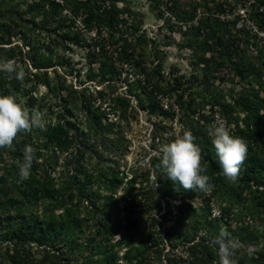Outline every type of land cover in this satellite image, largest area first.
I'll return each mask as SVG.
<instances>
[{
  "label": "trees",
  "instance_id": "trees-1",
  "mask_svg": "<svg viewBox=\"0 0 264 264\" xmlns=\"http://www.w3.org/2000/svg\"><path fill=\"white\" fill-rule=\"evenodd\" d=\"M171 1L174 7L181 6L179 0ZM158 2L153 0V4ZM257 2L264 5V0ZM132 8L129 0H65L63 4L56 0H0V60L14 59L25 69L22 81L15 79L14 74L0 71V95H14L20 105L25 98L29 111L36 108L42 113L46 108L49 114L44 117L53 119L54 108L42 104L45 99L38 100L36 96L39 85H43L61 106L55 123H45V130L34 128L30 133L22 132L12 149H0V264H217V246L211 241L224 227L229 228L226 232L230 238L238 235L241 243L251 248L234 250L237 264H264V96L258 88L264 81V44L259 33L253 35L245 27L238 29L239 19L225 25H220L217 19L213 22L208 19L191 33L186 31L180 45L194 49L195 72L199 75L201 71L205 77L200 80L195 75L199 83L183 82V77L170 79L162 74L163 61L150 70L144 66L155 60L150 58L152 52L143 35L129 32L139 31L145 21V13L135 14ZM65 11L69 12L64 14ZM253 19L259 30L264 31V18L259 10ZM79 20L85 32L95 31L99 36L98 41L89 43L93 47L101 46L100 53L89 51V64L97 62L100 54L105 55L101 58L99 74L95 76L91 72L94 78L102 83L112 81L108 88L112 93L117 92V82L123 74L118 64L138 55L135 69L145 73L146 80L133 82L130 95L138 100L139 108L150 109L153 114L159 112L158 120L169 123L178 119L182 126L179 133L170 134L173 126L154 123L152 148L159 153L152 155L145 165L132 168L130 179L120 171L119 161L108 159L106 154L122 157L129 153L131 142L126 139V133L138 108L131 99L120 95L114 99L109 113L99 108L87 88L78 89L69 82L68 77L78 73L68 59L59 55L62 53H55H65L71 46L88 45V39L78 27ZM203 26L210 30L203 31ZM102 30L107 35L102 36ZM110 40L122 45L117 58L105 51ZM250 49L257 51L255 57L248 56ZM227 67L240 76L243 82L240 90L233 87L225 92L217 86L210 87L214 73ZM169 91L178 96L179 113L165 111L155 102L154 93ZM145 99L152 102L146 105ZM207 105L210 108L205 110ZM79 114L86 122L85 132L78 126ZM109 114L119 115V121L111 122ZM217 115L226 120L231 135L247 142V157L235 182L221 175L208 135ZM186 130L192 132L196 137L194 143L201 148L202 167L207 169L205 174L213 185L210 191H186L169 180L160 167V143L162 146L170 143ZM27 145L35 153L30 176L21 179L15 162L22 161ZM55 149L71 154L75 150L77 154L67 159L66 169L59 173ZM96 158L98 161L93 164ZM125 181L129 189L118 197ZM135 185L140 188L135 189ZM100 189L110 195L104 199ZM196 197L204 201L203 212L204 206H210L211 200L216 199L221 216L211 218V213L204 212V227L202 222L184 231L175 223L162 239L160 230L157 234L160 223L154 213L159 214L167 206L169 211L163 218L173 219L171 204L177 201L187 206L186 211L178 207L180 218L187 212L195 218L198 209L189 204ZM101 200L106 209L100 208ZM118 202L124 204L120 211L126 214L123 225L119 211L109 212ZM237 206L243 211L237 213ZM57 211L63 212L57 214ZM83 211L94 218L100 216L97 224L83 219ZM244 212L251 218L261 217L260 226L247 222ZM235 222L240 224L237 231H232ZM120 227L126 230L122 236ZM134 232L144 237L148 246L135 251L133 247L128 255L121 256V251L130 245L129 235L133 236ZM205 232L211 236L200 237ZM88 233L84 240L83 235ZM99 238L102 240L98 241ZM166 246H172L167 255ZM179 247L182 253L176 251Z\"/></svg>",
  "mask_w": 264,
  "mask_h": 264
},
{
  "label": "rangeland",
  "instance_id": "rangeland-1",
  "mask_svg": "<svg viewBox=\"0 0 264 264\" xmlns=\"http://www.w3.org/2000/svg\"><path fill=\"white\" fill-rule=\"evenodd\" d=\"M56 1L62 4L65 3V0H56ZM129 1L132 2V5L134 7L132 8V11L135 14L145 13V21H144L142 28L139 29V31L134 30V29H131L129 31L130 33H132L133 31L135 35H143V38L146 40L145 43L148 46L147 48L149 49V52H152V55H150L151 56L150 58H152L153 61L155 60V62L152 63V61H148L147 63H145L144 66L150 70L154 67H157V65L161 61H163L162 74L165 77H168L170 79H174L175 77L180 76L179 78L183 77L182 78L183 82L187 80H191V81L195 80L196 82H198L197 78H194L195 75H198L197 72H195V61H196L195 51L194 49L189 48V47L182 48L180 44L183 41V34L188 33V32L191 33L194 27L200 24L201 25L206 24L208 19H210L211 22L217 19L220 21V25H225L227 24L228 21L239 19L237 28L241 29L245 27L246 29H249L251 34L253 35L259 33L261 44H264V31L259 30L257 22H255V19H253L254 13L258 10L261 14H263V18H264V5L259 6L257 2L258 0H179L180 5H181L180 7L179 6L174 7V4L171 0H159L157 4L155 3L153 4V0H129ZM67 12L69 11H65L64 14ZM202 20L204 21L201 22ZM83 25L84 24L82 23V20H79L78 27L84 33V37L86 38V40L88 39V45L84 48H80L78 46H73V47L71 46V50L66 51L65 53L63 51L55 52V53L56 54L62 53L59 55H63L66 59H68L71 62V68H75L76 72L78 73V74L69 76L68 77L69 82L75 84L76 87H80V89L87 88L91 92V89H95V86L97 87V89H101L103 87L102 85L99 84V83H102V82H99V78L97 77L94 78L93 73L91 72L94 71L95 76L99 74V68L101 66V63H100L101 58L105 57V55L101 56L100 54V56L98 57L99 60H97V62L89 64L88 57H87L89 51L99 52L97 51L98 47L96 46L93 47L91 45L93 42L98 41L99 36L97 35V38L93 37L94 35H96L94 31L89 32V33L85 32L83 30ZM202 30L207 31V30H210V28L208 29L203 26ZM236 32L237 31L233 32V34H235ZM91 33L93 36L91 35ZM101 35L102 36L107 35L106 30H102ZM112 44H110L106 48L107 50L105 51H108L109 55H112L113 58H117V56L113 53L117 51V47L119 46L118 44L116 45L115 44L112 45ZM119 45L120 47H122L121 44ZM158 54L160 55V58L162 59L158 58L157 56ZM210 55L211 53L208 54V56ZM256 55H257V51H254V49L249 50V53H248L249 57H255ZM138 58L139 56L137 55L133 60H129L125 63H119L118 65L120 66L122 71L133 70ZM30 67L34 72L37 71V70H34L31 64H30ZM49 70L52 71L53 69H49ZM149 70H146V71H149ZM139 72L140 71H137V73ZM139 74L143 76L145 73L140 72ZM198 77L201 80L205 77V74L200 71ZM117 83H120V82H117ZM117 85L119 89L120 84H117ZM207 86H209V84ZM214 86H217L219 90H223L225 92L229 91L233 87H235L236 90L238 91L243 86V82L240 79V76H238L235 73V71L227 67L222 70H217L214 73V78L211 79L210 87L212 88ZM258 88L261 89V96H264V81H262V83L258 85ZM150 91L152 90H149V92ZM126 94H127V91L123 90V94H122L123 96H120V97L124 99H130L126 96ZM36 96L38 100H42V98H44L45 100L42 101V104L44 103L50 104V106L54 108V112L56 113V115L53 116V119H48L49 117L47 116L49 113L47 109L45 108V111L42 112L45 123L46 124H49L51 122L55 123L57 119L56 116L61 110V106H60L58 99L52 98V96L49 95L47 88L43 85H39ZM153 96L155 98V102L157 103V105H159L162 109L163 107L161 106V104L164 101H168L169 99L177 103L176 101L178 100L177 94L171 91H169V93H163V92L154 93ZM199 100L202 101V98H199ZM112 101L114 102V98L112 99ZM133 102L136 103L138 102V100L134 99ZM151 102L152 101H150L149 99L144 100V103H146V105H149ZM27 103H28L27 99L23 98L21 100L22 107L27 108ZM209 108H210V105H207L205 110H208ZM179 112H180V108H178L177 113ZM158 113L159 112H156L153 114V112H151V110L148 109V110H144V112L142 113L141 119H140V115L136 116L137 119L139 120H134L132 118L130 122L131 131H128L126 135V139L129 142H131V144H129V153L127 155L118 157L115 154H106L107 155L106 157L108 159H116L117 161H119L120 171L121 172L123 171L126 174H128L129 179L131 178V175L129 173L131 172L132 168L137 167L139 165H143V164L145 165L149 161L150 157L152 156L151 152L153 150H149V149L152 148L151 145L153 144L152 143L153 135L151 134V130H153V125L155 122L159 121L160 125H166L167 127H169L170 125L173 126V128L170 129L171 130L169 132L170 134H176V132L177 133L180 132V130L178 129L179 126L177 127V124H176V123L179 124L178 119L174 121H170L169 123L163 122V120L161 119L158 120ZM150 114L152 116V119H150ZM45 115L47 116L44 117ZM217 117H220V116L217 115ZM80 120L82 121L83 124L81 123ZM77 123H78V126L80 127L81 132L82 131L85 132L87 130L86 122L83 119L82 114H79V120H77ZM166 137L170 138V136L168 135ZM56 150L57 149H55V151ZM147 151L150 153L147 154ZM56 153L59 157V165L57 167L58 173L62 171L63 169H66L65 165L67 163V159H72L74 158V155H77L75 150L73 154H71V152H62L59 150H57ZM97 161H98V158L94 159L93 164L96 163ZM68 167H71V166H68ZM155 177L156 175H154L153 178L155 179ZM126 181L123 182L122 188L120 189V194L118 195V197L120 195H123L126 191H128L129 184ZM134 187L135 189L140 188V186L138 185H135ZM100 190H101L100 193L104 199H106V197L110 195L105 189H100ZM203 202L204 201L203 199H201V197L200 198L196 197V200L190 201L189 205H191V208L196 207V209H198V213L195 218L193 217V215H191L188 212L180 218V210L178 209V207H180L182 211H186L187 206H184L180 202H177V201L171 204V208L173 211L172 215L174 216L173 219L170 218L169 220H165L163 218V215H166L169 211V208H167V206H165L164 209H162V211L159 214L154 213V216L159 221L158 224L160 223V225H158V228H157V234H158V231L160 230L161 238L163 239V237H165V231L169 229L170 227H172L173 225H175V223H177L178 228L181 229V231H184L192 226L194 227V226L200 225L202 222H203L202 227H204L206 225L205 216H203L204 212L208 214L211 213V218H218L221 216L220 204L219 202H217L216 199L211 200L210 206H204V212L202 208L204 204ZM101 203L102 204H100L101 205L100 208L106 209L107 207L104 206L105 205L104 200H101ZM123 207H124L123 202L121 204L118 202L117 204L111 206V208L109 209V212L112 214L114 212L123 211L122 210ZM235 210L237 211V213H239L240 211H243L239 206H237ZM61 212L63 211H57V214H60ZM94 215H97V214H94ZM245 216H246L245 219L247 222L254 223L256 226H260V224L262 223L261 222L262 220L260 219L261 217L259 218L257 215H256V218H251L248 213H246ZM81 217L85 220L86 219H89V221L91 220L90 223L92 225H96L100 216L97 215L98 218H94L92 215L90 216L88 215V211H83ZM125 217H126V214L120 212V218L122 219V225L126 221ZM239 224H240L239 222L238 223L235 222L231 230L237 231ZM228 229H229L228 227L223 228L224 231ZM121 231H122L121 232V236H122L123 231H126V230L122 228ZM135 234H133V236L132 234L129 235L128 241L130 245L129 246L127 245L126 248H124V250L121 251L120 253L121 256L123 254L128 255V253L130 252V250H132L133 247H134L133 251H135V249L142 250L148 246L145 243L144 237L139 236L138 233H135ZM87 235H89V233L86 234L85 236L83 235L84 240L85 238H87L86 237ZM202 236H206L208 238L211 235L210 233L205 232V233L200 234V237ZM237 237L234 238L237 243L235 251H239L240 249H244V248L251 250V248H249L248 245H246L245 243L244 244L241 243L238 235ZM117 238L119 237L117 236ZM101 240H102L101 238L98 239V241H101ZM151 245L155 246L154 243H151ZM130 246L132 247L130 248ZM164 248H165L164 254L167 255L169 254V251L172 249V246L171 247L166 246ZM178 250L180 253H182L181 247H179L176 251ZM80 257H81V254H80ZM163 258H164V261H166L165 257ZM155 263L156 264H166L167 262L166 263L155 262Z\"/></svg>",
  "mask_w": 264,
  "mask_h": 264
},
{
  "label": "clouds",
  "instance_id": "clouds-1",
  "mask_svg": "<svg viewBox=\"0 0 264 264\" xmlns=\"http://www.w3.org/2000/svg\"><path fill=\"white\" fill-rule=\"evenodd\" d=\"M0 71L14 74V78L22 81L25 69L14 59L0 60ZM135 116V120H136ZM45 130L43 114L36 108L29 111L22 107L14 95H0V149H12L18 134L31 132L33 129ZM131 129V128H130ZM131 131V130H129ZM127 135V133H126ZM215 155L222 169L221 175L230 182L238 179L241 166L247 157V142L229 132L227 124L217 121L208 129ZM196 137L186 130L172 142L166 143L160 150V167L163 173L174 184H179L186 191H210L213 185L210 177L205 174L207 169L202 167V153ZM35 149L27 145L23 151L22 161H16L19 177L27 179L33 163ZM211 243L217 246V264H237L233 258L237 243L223 229Z\"/></svg>",
  "mask_w": 264,
  "mask_h": 264
},
{
  "label": "built area",
  "instance_id": "built-area-1",
  "mask_svg": "<svg viewBox=\"0 0 264 264\" xmlns=\"http://www.w3.org/2000/svg\"><path fill=\"white\" fill-rule=\"evenodd\" d=\"M93 32V31H92ZM95 32V31H94ZM96 33V32H95ZM91 35H92V33H91ZM97 33H96V35H92L93 37H95V38H97ZM105 36V35H104ZM110 42H112V43H110ZM110 44H112V45H116V43H115V40H111V41H109V42H107V44H106V46H105V50H107L106 48L110 45ZM118 44V43H117ZM118 46L119 47H117V51H121L122 50V47H120V45L118 44ZM98 47V49H97V51H99V52H97V53H100V49H99V47H101V46H97ZM120 48H121V50H120ZM115 52V53H113V54H115L116 56H118V52ZM127 77V79L125 80V78ZM138 80H140V81H145L146 80V75L144 74L143 76L142 75H140L139 73H137V71H136V69H135V67H134V69L133 70H125V71H123V74H122V79L121 80H119L120 81V86H119V89L117 90V92H115V93H112L111 91H110V89L108 88V86L110 85V84H112L111 82L112 81H108V82H106V83H99L100 85H102L103 87L101 88V89H97V87L95 86V89H91V93L94 95V97H95V101H96V106H98L99 108H101V109H103V110H105V111H108V113L111 111V108L113 107V105H114V102L112 101V99L114 98H116V97H118L119 95L120 96H123L122 94H123V90H126L127 91V94H126V96L128 97V98H130L132 101L131 102H133V100L134 99H136L135 98V96H131L130 95V93H129V87H130V85L131 84H133V82H136V81H138ZM76 88H78V89H80V87H76ZM133 104H134V107H137L138 109V112H137V114H136V116H139L140 115V119H141V116H142V113L144 112V110H148V109H141V108H139L138 107V102H136V103H134L133 102ZM161 106L163 107V109L165 110V111H170V110H173V111H175V112H178V105H177V103H175L174 101H171V100H169L168 99V101H164L162 104H161ZM108 117H109V120L111 121V122H118L119 121V115H115V114H109L108 115ZM136 120H139V119H137L136 118ZM217 121H223V122H225V120H223L222 118H220V117H216V120H215V122H217ZM155 123H159V121L158 122H155ZM226 123V122H225ZM177 124V127L179 126V130H181L182 129V126L180 125V124H178V123H176ZM153 128H154V125H153ZM151 134L153 135V130H151ZM152 143H153V137H152ZM153 145V144H152ZM151 145V146H152ZM160 146L162 147V144L160 143ZM149 150H153L152 152H151V154L152 155H154V154H158L159 153V151L158 150H155V149H153V148H151V149H149ZM123 256V255H122ZM122 263H123V261H121Z\"/></svg>",
  "mask_w": 264,
  "mask_h": 264
}]
</instances>
